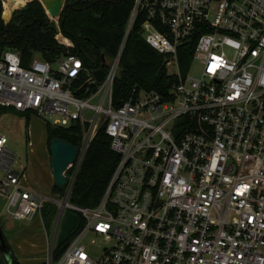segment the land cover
I'll use <instances>...</instances> for the list:
<instances>
[{
    "label": "built area",
    "instance_id": "1",
    "mask_svg": "<svg viewBox=\"0 0 264 264\" xmlns=\"http://www.w3.org/2000/svg\"><path fill=\"white\" fill-rule=\"evenodd\" d=\"M129 13L100 82L76 55L23 66L19 52L1 54L0 106L81 130L58 199L24 186L18 155L0 134L3 212L44 225L45 204L57 207L41 264H264V0H134ZM137 20L174 82L164 95L134 85L113 107L123 44ZM187 48L182 73L178 52ZM101 130L117 163L99 204L77 207L69 195ZM67 212L83 224L57 253ZM88 234L94 239L85 245Z\"/></svg>",
    "mask_w": 264,
    "mask_h": 264
},
{
    "label": "trees",
    "instance_id": "2",
    "mask_svg": "<svg viewBox=\"0 0 264 264\" xmlns=\"http://www.w3.org/2000/svg\"><path fill=\"white\" fill-rule=\"evenodd\" d=\"M14 1L19 3L18 0ZM133 1L64 0L65 6L59 18V32L73 45L65 47L55 40L57 33L51 30V19L45 14L39 0L29 1L23 8L15 10L8 24L3 21V1L0 0V56L7 49L15 50L21 56L22 65L26 66L34 54H38L46 62H53L63 55L72 54L81 59L82 64L90 72L103 68V64L109 66L124 38V28ZM140 25L141 20L133 24L123 44L119 71L112 89L113 107L119 106L129 97L134 85L164 95L174 82V78L167 74L163 56L145 44ZM191 52L192 48L180 49L178 52L182 73H186L191 64ZM6 113L26 119L30 116L29 113H20L0 106V115ZM45 128L47 147L52 138H59L75 147L79 146L81 130L77 124L66 128L46 124ZM109 144L110 138L103 130L99 131L90 143L69 195L71 204L81 208H94L101 201L118 159ZM64 190V187L60 188L53 183L54 194L62 196ZM56 211L55 205L45 204L42 210L44 227L48 228L51 225ZM82 224L81 216L78 214L76 232ZM68 243L69 241L58 247L57 253L64 251ZM8 252L9 258L5 264H18L9 248Z\"/></svg>",
    "mask_w": 264,
    "mask_h": 264
},
{
    "label": "rangeland",
    "instance_id": "3",
    "mask_svg": "<svg viewBox=\"0 0 264 264\" xmlns=\"http://www.w3.org/2000/svg\"><path fill=\"white\" fill-rule=\"evenodd\" d=\"M3 1L4 3L6 2L5 0ZM14 4L16 5L17 3L14 2ZM15 7L13 4H6L5 11H3L4 13H10ZM55 21L58 25L59 19ZM57 36L58 43L70 44L69 39L62 35L59 36L57 34ZM29 115V118L26 119L10 113L1 114L0 134L6 137L7 147L18 155L17 169L20 167L24 168L22 179L24 186L37 190L50 199H58L52 192L53 180L45 128L46 123L52 125L56 118L43 114ZM0 213L2 215L0 221L2 235L17 262L19 264H41L46 257L49 230L45 229L40 217L36 216L31 221L10 220L8 215L3 212L1 205ZM93 239V236L88 234L85 236L83 243L85 245L89 244Z\"/></svg>",
    "mask_w": 264,
    "mask_h": 264
},
{
    "label": "water",
    "instance_id": "4",
    "mask_svg": "<svg viewBox=\"0 0 264 264\" xmlns=\"http://www.w3.org/2000/svg\"><path fill=\"white\" fill-rule=\"evenodd\" d=\"M7 3V0H5ZM32 0H28L27 3ZM41 5L43 6L45 13L51 18L50 28L52 31H57L56 21L61 16L62 10L65 6L64 0H39ZM27 3H17L16 7L11 10L8 19L3 17V21L5 24H8L11 20V16L15 10H19L23 8ZM59 27V26H58ZM57 33V32H56ZM25 50V49H24ZM108 66L103 64V68L97 69L93 72V77L98 82L102 81L101 79L104 76V69H107ZM49 153H50V166H51V177L53 183L63 188L66 185V180L64 174L67 171V168L70 164L75 160L77 155V147L71 145L68 142H64L59 138H52L49 143ZM78 217L70 212H67L64 216L60 227V233L57 239V246H61L69 237V234L74 231L77 225ZM8 248L6 246V242L2 235V231L0 228V264H5V261L8 258Z\"/></svg>",
    "mask_w": 264,
    "mask_h": 264
},
{
    "label": "bare ground",
    "instance_id": "5",
    "mask_svg": "<svg viewBox=\"0 0 264 264\" xmlns=\"http://www.w3.org/2000/svg\"><path fill=\"white\" fill-rule=\"evenodd\" d=\"M11 1H12V0H11ZM18 1H20L19 3H21V2H26V1H28V0H18ZM14 2H15V1H12V2H10V3H12L14 6H16L17 4L15 5ZM6 4H7V5H10V4H8V0H7V3L5 2V5H6ZM22 4H25V3H22ZM9 14H10V13L5 12V13H4V17L8 18Z\"/></svg>",
    "mask_w": 264,
    "mask_h": 264
},
{
    "label": "crops",
    "instance_id": "6",
    "mask_svg": "<svg viewBox=\"0 0 264 264\" xmlns=\"http://www.w3.org/2000/svg\"><path fill=\"white\" fill-rule=\"evenodd\" d=\"M10 2H12L11 0H8V4H11L12 5V3H10ZM27 2V1H26ZM5 4V3H4ZM4 4H3V6H4ZM6 6V5H5ZM4 10V9H3ZM4 12V11H3ZM8 13V12H7ZM2 16H3V13H2ZM51 19V18H50ZM57 26H59V24L57 25ZM33 57H39L40 58V56L38 55V54H34L33 55ZM16 260V259H15ZM17 261V260H16ZM19 264V263H18Z\"/></svg>",
    "mask_w": 264,
    "mask_h": 264
}]
</instances>
